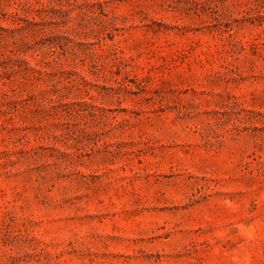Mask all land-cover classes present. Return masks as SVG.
<instances>
[{"label":"rangeland","instance_id":"1","mask_svg":"<svg viewBox=\"0 0 264 264\" xmlns=\"http://www.w3.org/2000/svg\"><path fill=\"white\" fill-rule=\"evenodd\" d=\"M0 264H264V0H0Z\"/></svg>","mask_w":264,"mask_h":264}]
</instances>
